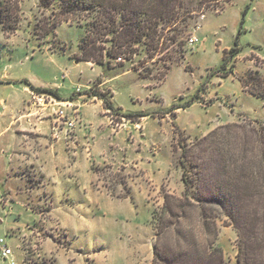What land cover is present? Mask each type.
Here are the masks:
<instances>
[{"label": "rangeland", "instance_id": "374dc122", "mask_svg": "<svg viewBox=\"0 0 264 264\" xmlns=\"http://www.w3.org/2000/svg\"><path fill=\"white\" fill-rule=\"evenodd\" d=\"M18 5L16 29L0 26V95H21L24 85L59 88L74 94L76 104L65 109L72 126L55 124L50 109H42L43 100L32 102L36 92L29 91L33 114H46L50 129L44 139L23 135L13 147L43 152L61 134L65 138L55 146L60 156L41 162L52 182L34 171L32 159L13 170L17 182H0V237L15 264H25V257L27 264H152L151 214L160 212L164 195L183 196L178 163L183 147L194 159L196 139L216 126L264 119V98L246 92L240 80L256 70L264 78V0H184L189 13L181 9L175 20L156 27L158 45L144 50L133 42L121 60L111 59V67L79 59L85 28L76 25V13L60 22L55 0ZM88 18V13L78 17L82 24ZM173 34L181 46L169 39ZM98 38L97 44L107 46L105 31ZM102 81L97 91L111 95L119 112L145 115L132 121L83 94ZM207 177L212 176L197 183ZM261 183L256 177L250 195L240 201L239 235L230 218L210 206L217 211L214 244L222 249L224 264H237L238 248L253 256L251 264H264ZM196 196L192 187L188 197L196 201ZM195 213L194 208L193 224ZM0 264L8 263L0 258Z\"/></svg>", "mask_w": 264, "mask_h": 264}, {"label": "trees", "instance_id": "16d2710c", "mask_svg": "<svg viewBox=\"0 0 264 264\" xmlns=\"http://www.w3.org/2000/svg\"><path fill=\"white\" fill-rule=\"evenodd\" d=\"M51 1L38 0V3L46 6ZM55 1L61 5L59 13L63 18H60V22L69 14L76 13V25L85 28L79 43V59L106 64L107 67H111V59H122V53L131 50L133 42L146 46L144 50L158 45L156 27L172 22L182 11H190L184 6V0ZM18 2L0 0V26L3 31L16 29L14 14L19 8ZM83 13H88L89 18L82 24L78 17ZM57 24L59 22L47 28L45 34L50 33ZM102 31L108 37L104 39L107 46L97 44ZM169 39L178 41V46L182 45V40H177V34ZM180 50L183 52L182 48ZM257 72L249 71L244 79H240L241 84L249 94L264 98V78ZM97 85V82L93 83L84 93L100 98L104 108L132 121L145 115L119 112V108H115L111 102V95L98 92ZM31 89L56 94L55 90L49 88L31 86ZM250 121L243 125L238 122L218 125L197 138L194 145L198 147L199 154L194 159L190 149L183 147L178 159L184 185L183 196L164 195L160 212L153 210L151 214V223L156 231L152 264H224L222 249L214 244L218 232L215 221L217 211H214V207L210 209V206H218L230 218L239 235V227L237 224L235 226L238 207L243 197L250 195L256 177L262 180L260 193L264 191V119L253 118ZM240 148L242 155L236 153ZM205 174L212 177H207L199 185L198 180ZM192 187H196V201L188 197ZM194 208L196 224H193L192 218ZM252 257L246 248H238L237 264H251ZM27 259L24 258L25 264Z\"/></svg>", "mask_w": 264, "mask_h": 264}, {"label": "crops", "instance_id": "0c3cea01", "mask_svg": "<svg viewBox=\"0 0 264 264\" xmlns=\"http://www.w3.org/2000/svg\"><path fill=\"white\" fill-rule=\"evenodd\" d=\"M2 77L3 79L6 78L4 75H2ZM104 82L105 81H102L98 83V85H101ZM30 90H32L31 87L24 85L21 87V95H15L12 92L7 93L5 96L0 95V182H17L19 178L16 177L17 175L13 172V170H16L19 165H24L28 163V161L30 162V159H32V164L36 162V164L32 165L34 171H36L37 174H43L47 180L51 179L52 182L53 175L49 172V169L45 167V165H42L41 162L44 160L46 161V157L56 158L57 156H60L55 146L58 147L57 142L61 140L64 141L65 135L61 134L60 139L58 138L54 141V147L52 144L50 147L44 148L42 150L43 152L36 149L30 151L27 148L20 149L19 147H13V143L15 141L17 145L18 142H22L23 135L29 136L30 133H35L40 135L37 136L38 138L44 139L50 129L51 121L49 117H46V114L39 116L37 114H33L29 102ZM55 92L56 94L47 93L59 100L68 99L72 104H76V96L74 94L69 95L64 92L62 93L59 88H56ZM84 113L85 112L82 111V116L85 115ZM28 114L30 115L28 118L29 121L26 120V116H28ZM52 122L54 123V121ZM73 137V141L76 143V129Z\"/></svg>", "mask_w": 264, "mask_h": 264}, {"label": "built area", "instance_id": "2783aa9c", "mask_svg": "<svg viewBox=\"0 0 264 264\" xmlns=\"http://www.w3.org/2000/svg\"><path fill=\"white\" fill-rule=\"evenodd\" d=\"M193 41H197L196 38H189V42L193 43ZM117 60H121V58H116ZM80 88H77V91ZM34 91V90H33ZM80 91V90H79ZM36 92V91H35ZM39 94V95H38ZM41 94V95H40ZM83 94H85L83 92ZM95 97V96H93ZM96 98V97H95ZM43 100V108L44 110L50 109V112L54 116V123L56 124L58 121H64L69 126H72L73 116H66L65 109L69 108L71 105H74L71 103L70 100H59L52 95L50 97L44 96V93L42 92H36L32 94V102H37L38 100ZM75 107V106H74ZM75 109V108H74ZM72 117V118H71ZM54 124V126H55ZM0 258L2 260H7L8 264H14L13 258H12V250L10 247H8L4 239L0 237Z\"/></svg>", "mask_w": 264, "mask_h": 264}]
</instances>
